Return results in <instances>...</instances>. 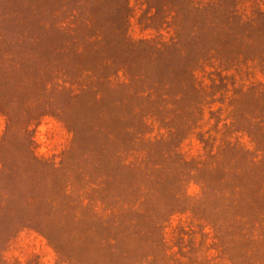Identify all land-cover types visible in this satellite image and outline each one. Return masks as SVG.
I'll use <instances>...</instances> for the list:
<instances>
[{"label": "rangeland", "instance_id": "374dc122", "mask_svg": "<svg viewBox=\"0 0 264 264\" xmlns=\"http://www.w3.org/2000/svg\"><path fill=\"white\" fill-rule=\"evenodd\" d=\"M0 264H264V0H0Z\"/></svg>", "mask_w": 264, "mask_h": 264}]
</instances>
